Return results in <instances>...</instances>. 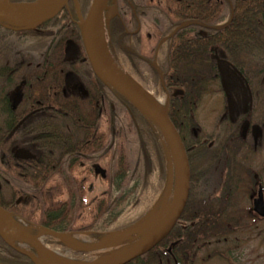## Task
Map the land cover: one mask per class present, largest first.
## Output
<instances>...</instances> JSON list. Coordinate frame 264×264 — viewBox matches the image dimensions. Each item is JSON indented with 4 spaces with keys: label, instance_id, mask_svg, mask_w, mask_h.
I'll return each instance as SVG.
<instances>
[{
    "label": "trees",
    "instance_id": "obj_1",
    "mask_svg": "<svg viewBox=\"0 0 264 264\" xmlns=\"http://www.w3.org/2000/svg\"><path fill=\"white\" fill-rule=\"evenodd\" d=\"M29 1L32 0H12L14 3ZM165 2L168 20L174 21L157 36L158 42L169 36L163 55L160 56L157 49L148 55L143 51L141 41L131 43L128 34H119L121 27L115 28V36L110 38L108 47L114 52L115 62L125 67L128 75L147 90H158L167 97V114L183 141L190 166L192 181L185 208H192L197 215L194 218L205 221L208 218L204 205L208 200L207 158L210 150L207 141L202 142L208 136L201 134L195 117L196 110L208 94L229 91L228 83L233 75L240 77L243 89L251 93L264 91V0ZM176 15L182 17L177 19ZM192 17L197 20H192ZM56 20L58 17L54 22ZM183 23H186L185 27L177 28ZM65 25L68 24H55V106L65 107L69 101L72 107H87L88 98H95V104L91 106L95 109L79 114L80 120L73 112L69 118H63L65 114L61 112L60 120L55 123L54 154L78 158L85 155V159L81 160L85 164L86 179L69 184L65 193L62 187L46 193L30 192L29 189L34 186L33 180L28 178L29 185H21L15 175L20 168V154L14 150H7L4 154L0 146V207L20 218L27 226L61 234L88 233L97 241L110 233L132 228L148 214L153 200L165 186L167 162L161 144L162 133L147 115L92 72L89 65L72 68L67 63L69 54L65 40L71 29L66 30ZM194 25L198 27L197 37L192 32ZM3 31L7 29L0 25V33ZM71 70L84 79V85H88V91H91L88 98L70 94L75 90L60 78ZM100 80L102 89L99 90L96 84ZM212 85H215L213 90ZM240 89L229 92L237 93ZM193 129H197L198 135L193 134ZM119 142H122L121 147ZM108 155L110 159L107 165L101 168L105 188L99 198L87 202L85 194L91 184L86 182L95 175L92 164H100ZM73 158L56 165L55 170H73L72 166L80 163ZM75 170L79 171L78 167ZM21 187L29 192L22 191ZM190 205L193 207L190 208ZM193 234H201L199 227L194 229ZM172 240H175L174 234L160 240L128 264H148L149 258L161 255L164 241L168 245ZM201 243L205 244L197 241L198 245ZM194 244L186 240L183 249L191 245L194 247ZM172 251L177 259L175 249ZM166 256L174 264L172 255ZM0 264L33 262L0 237Z\"/></svg>",
    "mask_w": 264,
    "mask_h": 264
},
{
    "label": "flooded vegetation",
    "instance_id": "obj_2",
    "mask_svg": "<svg viewBox=\"0 0 264 264\" xmlns=\"http://www.w3.org/2000/svg\"><path fill=\"white\" fill-rule=\"evenodd\" d=\"M78 3L77 11L73 1H70L68 8L55 17H58L55 22L53 18L33 30L4 27L7 31L0 33V146L4 154L7 150L24 153L19 155L20 168L15 175L21 185H29L26 180L28 178L33 180L34 186L29 189L30 192L46 193L62 187L65 193L69 184L86 179L85 164L82 162L85 155L80 158L72 156L75 162H80L79 165L72 166L73 170L57 171L56 165L67 163L72 157L54 154L55 123L60 120L61 112L65 114L63 118H69L73 112L80 120L79 114L95 109L91 107L95 104V98H88L91 92L88 91V85H84V79L73 70L60 78L75 90L70 94L87 97L89 105L72 107L67 100L69 104L65 107L56 108L54 100L56 23H67L66 30L71 29L65 40L69 54L67 63L72 68L90 66L79 25L86 19L92 0H78ZM169 12L174 16L170 8ZM176 16L177 19L182 17ZM192 20L197 18L192 17ZM173 21L170 18L168 20L165 0H110L100 19V26H103V31H100L101 42L110 58L115 61L114 52L108 44L110 38L115 36V28L121 27L119 34H128L131 43L150 41L149 47L145 45V53L151 55L157 49L161 56L166 50L165 42L169 36L160 42L157 41V36L164 33L168 24ZM185 24L177 28L185 27ZM192 32L195 37L199 35L197 25L193 26ZM16 56L20 58L16 59ZM96 87L102 89L101 80ZM245 91L246 93H221L226 95L223 109L213 120L208 137L202 141H207V148L210 150L207 158L208 200L204 205L208 218L205 221L195 219L194 216L197 215L191 208L193 206L190 205L189 210L185 205L172 229L162 238L165 240L170 234H174L175 240L168 245L164 241L161 247L163 251L159 256L160 264H170L167 254L172 255L174 264H187L188 255L195 246L197 254L200 248L207 246L206 257L208 261L212 260L211 264H215L216 259L224 260L225 264H239L237 260L242 258L240 252L243 247V257L255 259L254 262L251 260L247 263L260 264L261 255L257 249L264 233V181L260 174L263 176L264 172H249L247 168V172H243L240 162L249 163V160L258 157L254 153L264 143V91ZM97 165L92 164V167ZM77 167L79 171L75 170ZM30 168L32 171H25ZM6 175L7 173L4 174L5 177ZM191 181L190 177V183ZM248 182L251 183L250 193L246 192V197L241 198L243 192L240 189ZM21 189L29 192L23 187ZM247 196L249 201L245 203ZM256 200L261 203L256 205ZM197 227L200 235L193 234ZM186 240L193 241L194 247L191 245V248L183 249ZM197 241L205 244L198 245ZM173 249L177 259L173 255ZM234 253L235 262L231 261V254ZM191 259L195 261L196 254L193 253Z\"/></svg>",
    "mask_w": 264,
    "mask_h": 264
},
{
    "label": "water",
    "instance_id": "obj_3",
    "mask_svg": "<svg viewBox=\"0 0 264 264\" xmlns=\"http://www.w3.org/2000/svg\"><path fill=\"white\" fill-rule=\"evenodd\" d=\"M70 1L73 0H35L19 3H14L12 0H0V20L3 21V23L0 22V25L22 30L36 29L42 24L55 18L62 10L67 9ZM109 1L110 0H92L86 19L81 21L79 25L87 59L93 72L122 95L132 106L137 108L141 113L147 115L160 129L163 137L167 139L172 152L171 162L173 163L172 165L174 168L173 198L159 220L151 227L147 228L135 245L124 253L123 256L114 260H100L99 262L87 264H128L135 258L147 252L158 242L159 238L164 237L174 226L186 205L190 186V168L185 146L176 128L172 124L167 114V110L162 111L156 107V105H154V103L148 98L146 92L142 89L135 88L126 80L127 77L125 78V76L114 65L105 46L101 42L100 19L102 12L107 9ZM90 40L91 42H89ZM259 203H261L260 200L255 201L256 205ZM4 214L12 215L0 207V216H3ZM25 226L31 229L48 232L49 236L62 237L64 235H72L60 234L52 230L38 227H30L26 224ZM159 229L163 230L162 235L152 244L148 245L152 233ZM10 232L12 231L10 230ZM0 237L16 252L30 258L33 264H39L38 261H40V259L37 257V254L39 255V253L34 246L30 247L36 250V254L30 251L21 250L20 247L12 244L2 234L1 230ZM22 240L31 244L25 238Z\"/></svg>",
    "mask_w": 264,
    "mask_h": 264
},
{
    "label": "rangeland",
    "instance_id": "obj_4",
    "mask_svg": "<svg viewBox=\"0 0 264 264\" xmlns=\"http://www.w3.org/2000/svg\"><path fill=\"white\" fill-rule=\"evenodd\" d=\"M73 3L75 6V9L78 11V8H79L78 0H73ZM101 31H103V26H101ZM104 40H105V38H104ZM142 43H143L142 44L143 45V51H146L147 50L146 46H148V47L150 46V41H146V42L142 41ZM113 63L125 77H127L129 80L136 82L144 92H146L147 94H150L153 97L164 99L165 103H166V110H168V100H167V97L165 95H163L158 90H147L144 87V85L140 84L133 76L128 75L125 67L121 66L120 64L119 65L116 64L114 61H113ZM230 81L228 83L229 84V86H228L229 91L231 89H232L231 91H234L235 88H239V89L241 88L242 90L240 89L238 91H240L242 93L243 92L246 93L245 89H243L242 84L240 83V77L239 76L233 75V77H231ZM214 86L215 85H212V87H211L212 90L214 89ZM229 91H227V92H229ZM237 93H239V92H237ZM224 97H226V96L225 95L223 96L219 93H214V95L208 94L199 103L197 110H196L195 117L197 119L198 125H200V127H201V129H200L201 134L207 136L208 133L211 132L213 120H215L217 118V116L219 115V112L222 111V109H223V105L225 102ZM245 99L247 100V96L245 97ZM222 102H223V104H222ZM242 103H243V101H242ZM82 106H85V105H82ZM229 109H231V107ZM103 125H104V127H106L105 123ZM193 134L198 135L197 129H193ZM161 144L163 146L164 156H165L166 162H167V165H166V167H167V180L165 182L164 188L161 190V192L153 200V203L151 205V208H150L148 214L143 219H141L136 225H134L132 228H129L125 231L119 232V233L128 234V237L125 238L124 240H121L120 242H118L117 244H115L111 247H107L104 251H100L97 249L87 250V251L75 249L72 252V255L74 258L80 260L81 262H83V264L99 262L101 259L109 256L111 253L115 252L116 250H119L121 248H131L133 245H135V243L138 241L140 236L142 234H144L145 231L140 230V228L143 224H145V222L150 217V215L152 213H154L157 208L159 209L161 204L165 205L166 207H168L170 205L172 198H173V186H174V174H173L174 168L172 165L173 163L171 162L172 152L170 150L169 143H168L167 139H165V137H163V139L161 140ZM121 146H122V142H119V147H121ZM260 148L261 149L259 151H256V153H254L258 157H256L253 160L252 159L249 160V163L246 161L240 162L242 165L241 169H243V172H247L246 168L249 170V172L251 170L255 171V172H264V143L260 146ZM18 153L20 155H24V153L21 151H19ZM240 158L241 157H239V159ZM109 159H110V155L106 156L105 159H103V162H101L99 165H97V167H95V175H92L91 178L86 182L87 184H91V187L89 188L90 190H88L85 194V199L87 202H89V201L91 202V200H93V198H96V199L99 198L101 192L105 188V184L102 181L103 170H101V168L105 167L107 165V162ZM260 178H263V181H264V175L262 176L260 174ZM250 185H251V183L248 182L247 185L241 187L240 192H243V194L241 195V198L246 197V192L248 193L251 190ZM263 188H264V185H263ZM188 196H189V194H188ZM236 201H240V200H236ZM248 201L249 200H248V196H247V198L245 199V203H247ZM241 202L244 203L243 200H241ZM119 233H113V234H119ZM113 234H110V235L108 234V235L104 236L102 239L97 240V241L94 240L88 233L87 234L86 233H79V234L75 233L72 235H64V237L72 236V238L88 239L95 244H99V243L103 242L104 240H106L107 238H109ZM262 237L263 238L261 240V243L259 244V248L257 249L258 254L261 255V259L259 261L260 264H264V233H263ZM162 238L163 237L159 238L158 242L160 240H162ZM53 241H55L56 243H51ZM55 244H57V245H55ZM44 245L47 247H50V248L60 249V250L61 249H69V247L58 236H47L46 235V238L44 240ZM252 245H254V242ZM206 247L207 246L200 248L198 251V254H197L196 249L191 250L190 255H188V258H187V264H211L212 260L208 261V259L206 257V251H205ZM29 248L34 249L30 246L20 247L21 250H26V251H28ZM35 251L36 250L34 249V252ZM36 253L37 252H35V254ZM75 253H82V255H76ZM193 253L196 254V257H197V259L195 261L193 259H191V257L193 256ZM240 254H241L242 258L237 260V263H239V264H248L247 262L251 261V260L253 262L255 261V259H246L245 257H243V256H245V248L244 247H243V250L240 252ZM234 256H235V253L231 254V261H233V262L236 261L233 259ZM37 257L39 259H42V257L38 254H37ZM147 262H148V264H160L159 263V256L157 258H149V260ZM253 262H252V264H254ZM135 263H133V264H135ZM214 263L215 264H225L224 260H222V259H216V260H214Z\"/></svg>",
    "mask_w": 264,
    "mask_h": 264
},
{
    "label": "bare ground",
    "instance_id": "obj_5",
    "mask_svg": "<svg viewBox=\"0 0 264 264\" xmlns=\"http://www.w3.org/2000/svg\"><path fill=\"white\" fill-rule=\"evenodd\" d=\"M0 22L3 23V21L1 20ZM126 80L129 83H131L135 88L141 89V87L136 82L129 80L128 78H126ZM147 95L148 98L154 103V105H156V107H158L162 111H166V103L164 99L153 97L150 94ZM166 209L167 207L161 204L160 208L159 209L157 208L156 211L150 215V217L147 219L145 224L141 226L140 230L145 231L147 228L155 224V222L159 220V218L162 216V214L165 212ZM9 229L12 232H10ZM0 230L2 234L6 237V239L15 246L18 247L34 246L37 249L39 255L42 257V259L38 261L39 264H83V262L73 257L72 255L73 250L97 249L100 251H104L107 247H111L128 237V234L126 233L113 234L103 242L99 244H94L88 239L72 238V236H66V237L63 236L60 237V239H62V241L69 247V249L60 250V249L50 248L44 245V240L46 238V235L49 236L48 232H43L40 230L28 228L25 226L23 221L12 215L4 214L3 216H0ZM162 233H163L162 229L153 232L148 245L156 241L162 235ZM23 238L27 239L31 244L22 240ZM129 249L130 248H121L119 250H116L115 252L111 253L109 256L101 259V261L114 260L120 258Z\"/></svg>",
    "mask_w": 264,
    "mask_h": 264
}]
</instances>
